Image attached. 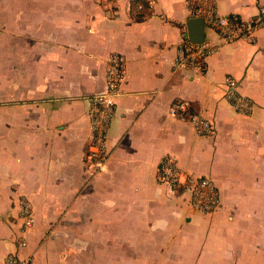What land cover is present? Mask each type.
Listing matches in <instances>:
<instances>
[{
	"label": "crops",
	"instance_id": "crops-1",
	"mask_svg": "<svg viewBox=\"0 0 264 264\" xmlns=\"http://www.w3.org/2000/svg\"><path fill=\"white\" fill-rule=\"evenodd\" d=\"M0 0V264L12 252L33 264H264V27L252 43L221 48L203 73L173 68L188 38L187 0ZM264 0H218L223 15L251 18ZM8 8V9H7ZM8 33H3V29ZM3 33V34H2ZM126 60L110 126L106 170L93 174L88 96L106 87V58ZM254 101L250 114L225 97V77ZM177 100L213 123L198 133L169 114ZM211 177L221 206L203 214L158 179L165 156ZM35 223L18 249L17 200Z\"/></svg>",
	"mask_w": 264,
	"mask_h": 264
},
{
	"label": "built area",
	"instance_id": "built-area-1",
	"mask_svg": "<svg viewBox=\"0 0 264 264\" xmlns=\"http://www.w3.org/2000/svg\"><path fill=\"white\" fill-rule=\"evenodd\" d=\"M191 17L203 18L206 26L214 29L221 43L238 41L254 42L256 32L264 27V4L251 18L239 14L223 15L218 11V0H187ZM221 43H195L186 38L176 46L173 68L205 71L207 58L215 54ZM126 74V60L119 51H112L106 58V87L103 91L88 96L87 116L90 124V143L86 154L88 169L93 174L100 173L109 165L111 147L109 145L110 126L117 113V101L122 94V85ZM225 97L239 113L250 114L254 101L238 91V80L227 75L224 80ZM169 114L190 121L195 130L204 135L214 133L213 123L197 111L191 103L184 100L173 102ZM158 179L172 191H178L188 197V204L196 211L211 214L221 206V194L211 177L184 173L176 157L165 156L158 165ZM20 230L16 237L18 249L27 246L26 233L33 228L35 218L29 199L20 196L17 200ZM4 264H33L32 256H20L18 252L9 253Z\"/></svg>",
	"mask_w": 264,
	"mask_h": 264
},
{
	"label": "water",
	"instance_id": "water-1",
	"mask_svg": "<svg viewBox=\"0 0 264 264\" xmlns=\"http://www.w3.org/2000/svg\"><path fill=\"white\" fill-rule=\"evenodd\" d=\"M188 38L195 43L206 41V24L203 18L191 17L187 23Z\"/></svg>",
	"mask_w": 264,
	"mask_h": 264
},
{
	"label": "trees",
	"instance_id": "trees-1",
	"mask_svg": "<svg viewBox=\"0 0 264 264\" xmlns=\"http://www.w3.org/2000/svg\"><path fill=\"white\" fill-rule=\"evenodd\" d=\"M130 12L137 20L144 19L151 13V2L149 0H131Z\"/></svg>",
	"mask_w": 264,
	"mask_h": 264
},
{
	"label": "rangeland",
	"instance_id": "rangeland-1",
	"mask_svg": "<svg viewBox=\"0 0 264 264\" xmlns=\"http://www.w3.org/2000/svg\"><path fill=\"white\" fill-rule=\"evenodd\" d=\"M6 1H9V0H6ZM18 1H19V7H20V11H21V13L18 16V22L23 24L24 23V17H25V10H26V0H18ZM0 16L2 19H5V18L8 19V17H9L8 14H2ZM3 30H4L3 33H8V29L5 28Z\"/></svg>",
	"mask_w": 264,
	"mask_h": 264
}]
</instances>
